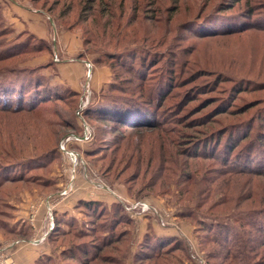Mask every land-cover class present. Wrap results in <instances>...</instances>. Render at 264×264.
<instances>
[{
	"label": "rangeland",
	"instance_id": "1",
	"mask_svg": "<svg viewBox=\"0 0 264 264\" xmlns=\"http://www.w3.org/2000/svg\"><path fill=\"white\" fill-rule=\"evenodd\" d=\"M263 7L264 0H0V82L11 80L14 63L37 67V74L58 87L56 95L64 96L31 113L11 112V102L0 109V176L43 174L37 166L50 158L40 160L41 155L58 146L62 159L56 168L70 176L66 197L75 177L87 179L92 191L112 193L111 204L102 203L96 212L77 207V219L54 231L58 241L42 264H134L140 223L161 227L156 212L168 216L165 228L178 223L173 214L192 212L202 225L185 221L196 235L209 239L218 231L230 244L242 231L256 236L257 225L264 229ZM29 15L42 18L48 38L24 28L34 25ZM246 23L253 26L227 34ZM14 49L21 51L16 57ZM77 61L85 69L76 99L73 88L61 84L59 69ZM100 94L120 99L129 107L120 110L159 127L134 130L119 116L117 123L85 118ZM192 177L204 180L202 186ZM205 179L218 180L233 201L212 212L218 217L203 215L223 201L209 197L217 187ZM139 201L152 210L136 216L125 209ZM122 211L138 227L123 225ZM130 228L133 244L124 256L125 243L115 240ZM208 245L206 250L215 249Z\"/></svg>",
	"mask_w": 264,
	"mask_h": 264
},
{
	"label": "trees",
	"instance_id": "2",
	"mask_svg": "<svg viewBox=\"0 0 264 264\" xmlns=\"http://www.w3.org/2000/svg\"><path fill=\"white\" fill-rule=\"evenodd\" d=\"M240 1L241 0H237V3ZM238 15L234 14L233 17L238 16ZM250 24L251 23H246L243 27H239L232 31H229V33L227 34L245 32L249 30L251 26H253ZM20 52L21 51H17V50L12 51V56L14 55L13 57H16L17 54H19ZM19 63H23V61ZM99 63L101 64L105 62L98 61L96 64L100 65ZM17 64L18 63H14L13 64L14 67L13 68L11 67V80L0 82V109H2V111L5 110L6 105H8L10 102H11V112L22 110V111L31 113V112H34L38 108L39 105L45 102H51L53 99L63 100L64 96L56 95L57 92L59 91L58 87H55V88L52 87L51 85L48 84L49 80L46 77L44 76L41 77L42 75L37 74L36 72L37 67H25V66L21 67ZM23 64H25V61ZM7 68L8 67L6 66L2 67L1 70H6ZM119 89L120 91L122 90L121 88ZM71 93L74 96L73 98H76V99L79 98L78 93L75 92L74 90H72ZM119 100H116V99L111 100V98H109L107 95L104 96L103 94L102 95L100 94L97 96V99L95 100V102L89 105V107L84 111V116L85 118L92 120V121H107L109 119H112L111 120L112 123H115V122L117 123L118 119L117 120L116 119L113 120V119L119 116L122 119L123 125L129 126L131 129H134V130H140L143 128L144 129H155L159 127V125L157 124L156 125L148 124V119L143 116L131 113L129 111L125 113L122 110H120L119 108L122 105L126 107L128 105L119 103L118 102ZM1 101H4L5 105L4 103L2 104ZM109 105H112V106H109ZM55 116H57L60 119L62 118L65 121H68L63 116V113H59ZM70 125L73 131L75 132L78 131V124L77 126L74 123ZM55 126H58V125H55ZM247 138H248V135L244 136L239 142H236V145L234 146V150H237L238 148L242 147L243 146L242 144L246 142ZM226 150H228V147ZM88 153H90V154H87L88 157H90L91 152H88ZM232 155L233 153L230 154V156ZM41 156L42 157L40 160L50 158L47 162H44L41 165L37 166V168L39 167V170L47 174L43 173V174H38V175H27L26 176V175H22L21 173H17V174L13 173L5 177L0 176V207L5 209V211L0 210V231L7 238L9 237L13 239L21 238L24 232V229H22V231L19 233L18 229L15 226L13 228L8 226V224L12 220V213L14 209V206L9 201L14 196V194H18L22 190H28V189H33V188H37L42 191L51 190L55 186L54 185L55 180L53 177H50V175L53 172L54 168L58 166V164L60 163L62 159V155L60 153L59 147L55 146L52 149L48 150L47 153H45L44 155L42 154ZM222 161L225 162L224 164H226L227 162L226 159H222ZM175 165L177 167H181L179 166V163H176ZM222 175L224 174L222 173ZM191 180L196 182L195 178ZM205 180L207 184H211L212 186L216 184L215 186L217 187V189L214 188V192L210 191V193L212 194L209 195V197L213 196L214 198L217 195H220L222 197L221 200L223 201L214 202V204L211 205V207L208 208V211L206 213H203V215L217 216L216 213H212L214 212L215 209L221 207L222 205H230L228 203H231L233 201L230 200L231 199L230 195L223 192L224 191L223 185L217 184L218 180H213L211 183H210V180H207V179ZM203 182L204 180L202 182L197 181L195 185L202 186L200 184H202ZM224 198L227 201H225ZM79 205L85 206L89 208V210H92L94 212H96L97 209L102 207L101 202H83L82 201L79 203ZM259 211L260 209L256 211H247V212L257 213ZM121 214H122L121 217L123 216V220L121 222L123 225L129 226V227L131 225H134L133 224L134 219H132L131 217L129 218L126 215H124L125 214L124 211H122ZM125 216L127 218H125ZM180 217L184 220L190 219L193 224H198L196 225L198 226L197 228H199L202 225L201 223L202 221L194 222L192 220L193 219L192 212H190L189 214L181 213ZM64 224L65 223L57 222L48 237V242L53 249H54L56 242L58 241V238H53V233L55 235L54 231L61 228V226H63ZM259 226L260 227H258L257 225V228H256L257 229L256 236L248 235L246 231H242L240 234L241 238L235 241L233 244H230L228 239L225 237V235H223L222 233L218 231L210 235L211 238L209 239L201 237V235H199L198 233L197 240H198L199 249L204 256L206 263L215 264V262L217 263L218 261H222V264H262V263L264 264V229L263 227H261V225ZM131 232H132L131 228L127 229V231L125 232L120 231V233H118L117 239L115 240V242L117 243H122V242L125 243V247L123 248V251H122L123 253L121 252L122 254H124V256L127 255L128 251L131 249V245H132ZM261 233L263 235H261ZM259 235H261L260 238L258 237ZM221 236L227 241V243L226 241H223L221 239ZM111 242L112 241L109 242V245L112 244ZM208 244L213 245L215 249L206 250V247H207L206 245ZM190 255H191L190 251L187 248L183 240L178 239V238L157 237L152 232H149V234L144 236V239L138 251L134 255V262H135L134 264H181L182 260L190 258ZM122 257L123 256H121V258ZM47 258L48 256H44L37 262V264L45 263V260H47ZM94 258H95V254L93 255L92 259ZM113 258H116V257H113ZM258 258L260 259L259 261H258ZM104 259L106 260V256H104ZM110 261H112L111 258H110ZM113 262L114 264H123L122 260L120 261L114 260Z\"/></svg>",
	"mask_w": 264,
	"mask_h": 264
},
{
	"label": "crops",
	"instance_id": "3",
	"mask_svg": "<svg viewBox=\"0 0 264 264\" xmlns=\"http://www.w3.org/2000/svg\"><path fill=\"white\" fill-rule=\"evenodd\" d=\"M29 17L34 25L29 22L24 25V28H28L30 32L41 38H48L46 25L41 23L42 18L33 15H29ZM70 54H72V49H70ZM48 60L49 56L41 58L35 62V65H40ZM83 62L66 63L59 69L61 84H68L73 90L80 93V78L85 69ZM52 177L55 180L53 189L45 191L37 188L22 190L10 199L9 202L14 206L10 227L15 226L19 233L24 229V232L21 238L13 239L5 237L0 231V250H2L0 264H37L41 258L51 255L53 251L48 237L56 223L66 224L70 219H77L76 209L80 202H101L104 204L112 202L111 192L108 190L92 191L87 179L82 177L73 179L71 183L73 193L66 197L67 195H62V191L66 190L69 185L70 176L63 169L56 168ZM49 212L53 214L51 217ZM173 215V220L177 217L178 223L168 228L159 227L150 221H141L140 245L144 236L149 232L157 237L178 238L185 242L191 254L190 258L183 259L181 264H200L201 261L203 264H207L199 249L195 227L182 219L180 215Z\"/></svg>",
	"mask_w": 264,
	"mask_h": 264
},
{
	"label": "built area",
	"instance_id": "4",
	"mask_svg": "<svg viewBox=\"0 0 264 264\" xmlns=\"http://www.w3.org/2000/svg\"><path fill=\"white\" fill-rule=\"evenodd\" d=\"M90 67L91 66H89V69H90ZM61 149H62V151H66L64 145L61 146ZM67 192L64 191L62 193V195H66ZM125 209L128 212H132L136 216H139V215H142V214H147L148 211L152 210L151 206H149L148 204H146L145 202H142V201L135 202V203L129 205L128 207H125ZM156 218L159 219V224L163 228L167 227V225L169 224V221L167 220L168 216H162L161 214L156 212ZM52 228H53V226H52ZM1 251L2 250H0V252ZM200 264H203V261H201Z\"/></svg>",
	"mask_w": 264,
	"mask_h": 264
},
{
	"label": "bare ground",
	"instance_id": "5",
	"mask_svg": "<svg viewBox=\"0 0 264 264\" xmlns=\"http://www.w3.org/2000/svg\"><path fill=\"white\" fill-rule=\"evenodd\" d=\"M70 156H71V159H75V156L74 155L70 154Z\"/></svg>",
	"mask_w": 264,
	"mask_h": 264
}]
</instances>
